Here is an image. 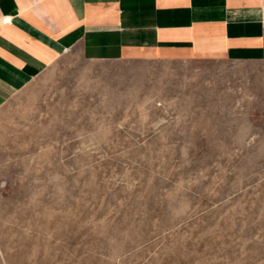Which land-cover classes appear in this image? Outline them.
Segmentation results:
<instances>
[{
  "label": "rangeland",
  "instance_id": "374dc122",
  "mask_svg": "<svg viewBox=\"0 0 264 264\" xmlns=\"http://www.w3.org/2000/svg\"><path fill=\"white\" fill-rule=\"evenodd\" d=\"M0 264H264V57H61L0 108Z\"/></svg>",
  "mask_w": 264,
  "mask_h": 264
},
{
  "label": "crops",
  "instance_id": "0c3cea01",
  "mask_svg": "<svg viewBox=\"0 0 264 264\" xmlns=\"http://www.w3.org/2000/svg\"><path fill=\"white\" fill-rule=\"evenodd\" d=\"M264 57V0H0V108L61 57Z\"/></svg>",
  "mask_w": 264,
  "mask_h": 264
}]
</instances>
